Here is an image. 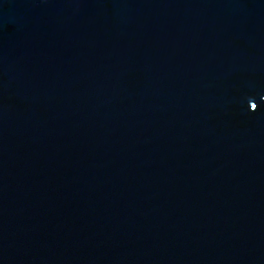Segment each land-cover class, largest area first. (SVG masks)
Wrapping results in <instances>:
<instances>
[{"label": "water", "instance_id": "95a60500", "mask_svg": "<svg viewBox=\"0 0 264 264\" xmlns=\"http://www.w3.org/2000/svg\"><path fill=\"white\" fill-rule=\"evenodd\" d=\"M0 264H264V0H0Z\"/></svg>", "mask_w": 264, "mask_h": 264}, {"label": "snow or ice", "instance_id": "6c2138e0", "mask_svg": "<svg viewBox=\"0 0 264 264\" xmlns=\"http://www.w3.org/2000/svg\"><path fill=\"white\" fill-rule=\"evenodd\" d=\"M253 107H255V105H253Z\"/></svg>", "mask_w": 264, "mask_h": 264}]
</instances>
